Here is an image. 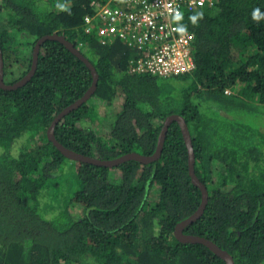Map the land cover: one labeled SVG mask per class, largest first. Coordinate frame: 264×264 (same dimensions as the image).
Here are the masks:
<instances>
[{"label": "trees", "instance_id": "obj_1", "mask_svg": "<svg viewBox=\"0 0 264 264\" xmlns=\"http://www.w3.org/2000/svg\"><path fill=\"white\" fill-rule=\"evenodd\" d=\"M92 1L0 0L5 82L27 75L43 36L58 33L74 42L96 66L98 87L60 118L55 135L70 149L102 159L154 154L167 117L182 115L196 174L209 194L204 213L184 232L215 241L235 264H262L264 127L226 110L244 106L264 114V19L251 15L257 7L264 13V0H216L186 10L181 26L194 33L195 67L168 76L131 72L140 55L136 46L87 32ZM109 1L126 8L124 0ZM199 13L192 24L189 17ZM24 42L30 51L22 56L14 46ZM93 83L79 55L47 38L32 77L16 88L0 85V264H228L208 245L176 236L177 224L203 200L178 120L150 162L131 158L111 167L74 160L50 139L54 119ZM122 99L111 127L91 125L100 108ZM68 163L81 187L59 195Z\"/></svg>", "mask_w": 264, "mask_h": 264}, {"label": "built area", "instance_id": "obj_2", "mask_svg": "<svg viewBox=\"0 0 264 264\" xmlns=\"http://www.w3.org/2000/svg\"><path fill=\"white\" fill-rule=\"evenodd\" d=\"M119 8L107 0L91 2L93 13L85 16L86 31L99 33L102 41L117 35L140 55L131 64V72L153 73L162 76L188 72L195 67L193 57L194 33L176 31L181 20L177 12L213 6L216 0H125Z\"/></svg>", "mask_w": 264, "mask_h": 264}, {"label": "water", "instance_id": "obj_3", "mask_svg": "<svg viewBox=\"0 0 264 264\" xmlns=\"http://www.w3.org/2000/svg\"><path fill=\"white\" fill-rule=\"evenodd\" d=\"M47 38H57V39H60L63 42H65L70 49H72L77 55H79L90 66V68L93 71V75H94V83L91 86V88L87 91V93L84 96H82L81 98H79L73 104L67 106L54 119V121L52 122V124L49 128L50 139L58 146V148L65 155H67L69 158L74 159V160H83V161L92 162V163L99 164V165L111 166V167L115 166V165H119L121 162H123L127 159H131V158L139 159L143 162H150V161L156 160L157 158L160 157V155L162 154V151H163V147H164V143H165V139H166V135H167L169 126L174 120H178L182 125L183 132H184V135H185V138H186L189 150H190V172H191V175H192L194 182L197 185H199L203 191V200H202L200 207L196 210V212L194 214H192L190 217L182 220L181 222H179L177 224L176 231H175L176 236L185 242H202V243L208 245L209 247H211L213 250L217 251L222 257H224L227 260L228 264H235V260L230 255V253L227 250H224L223 248H221L215 241H213L207 237L198 235V234H187L184 232V229L188 224L197 220L204 213V210H205L207 203H208V200H209V194H208L207 186L205 185V183L202 180H200V178L196 174V171H195V153H194V147H193V143H192L191 133L189 130L188 123L182 115L172 114V115L167 117V119L164 122V126L162 128V132L160 135L159 148L154 154H151V155H145V154H142L140 152H130V153H127L123 156L113 158V159H102V158L90 156V155H87L84 153L76 152V151L70 149L69 147L65 146L63 143H61L57 139V137L55 135V126L63 115H65L69 111L79 107L89 97L92 96V94L96 91V89L98 87L99 73H98L96 66L93 64V62L90 61L89 58H87V56H85V54L80 50V48L78 46L75 45L74 42L69 40L65 35L58 34V33L45 35L38 40V42L36 43V46H35V50H34V61H33V66L31 68V70L27 73L26 76H24L22 79H20L18 82L14 83V84H8L4 80V58H3L2 49L0 46V85L7 88V89H12V88L19 87V86L23 85L26 81H28L37 69L40 46H41L42 42Z\"/></svg>", "mask_w": 264, "mask_h": 264}, {"label": "rangeland", "instance_id": "obj_4", "mask_svg": "<svg viewBox=\"0 0 264 264\" xmlns=\"http://www.w3.org/2000/svg\"><path fill=\"white\" fill-rule=\"evenodd\" d=\"M29 48L30 46H28L27 43L25 42L21 44H16L14 46V49L18 51V54L22 56L29 53L30 51ZM9 78H13V75L9 76ZM235 97L233 95L232 97H230V99ZM122 106H123V99L121 101L120 100L116 101L114 105L100 108V110H98L97 118L95 119V121L93 120L94 122L91 125L96 127L98 130L101 129L104 130L111 127V125L114 123L116 119L117 113L122 109ZM218 111L223 112L222 110H218ZM226 112H228L229 114L238 113L239 116L245 121L253 122L258 127H264V114L261 111H256L248 107L245 108L243 106V108L240 109L239 107H234L232 109H230L229 107L226 110ZM92 119H94V117H92ZM66 166L68 167V169L67 171L64 172L62 178L60 179L62 184H65V188L63 189L62 192H60L59 195L66 193H68L67 195H70L75 190L81 187V182L78 177L76 168L73 166V163H68ZM262 264H264V262Z\"/></svg>", "mask_w": 264, "mask_h": 264}, {"label": "clouds", "instance_id": "obj_5", "mask_svg": "<svg viewBox=\"0 0 264 264\" xmlns=\"http://www.w3.org/2000/svg\"><path fill=\"white\" fill-rule=\"evenodd\" d=\"M57 7H58L61 11H68V10H69L68 7H67L66 5H64V4H59V5H57ZM69 14H71V13L69 12ZM251 15H252V19H253L254 21H256V22H259L261 19H264V13H262V12L260 11V8H259V7L254 8V9L252 10ZM201 17H202V13H199V14H197V15H193V16L189 17V19H190V21H191L192 24H196L197 21H198V19L201 18ZM182 18H183V16H182V13H180V12H177V13L175 14V16H174V19H175L176 21H179V20H181ZM176 31L179 32V33H181V34H184V33L186 32V27H185V26H180V27H178V28L176 29Z\"/></svg>", "mask_w": 264, "mask_h": 264}, {"label": "crops", "instance_id": "obj_6", "mask_svg": "<svg viewBox=\"0 0 264 264\" xmlns=\"http://www.w3.org/2000/svg\"><path fill=\"white\" fill-rule=\"evenodd\" d=\"M125 1V0H124Z\"/></svg>", "mask_w": 264, "mask_h": 264}]
</instances>
